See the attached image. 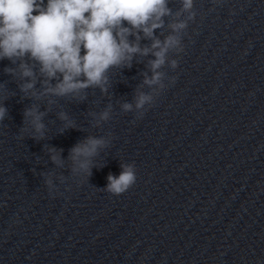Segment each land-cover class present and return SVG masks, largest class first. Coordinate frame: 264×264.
Masks as SVG:
<instances>
[{
    "label": "water",
    "instance_id": "95a60500",
    "mask_svg": "<svg viewBox=\"0 0 264 264\" xmlns=\"http://www.w3.org/2000/svg\"><path fill=\"white\" fill-rule=\"evenodd\" d=\"M212 7L196 0L191 39L172 56L178 67L165 69L176 82L142 119L118 102L132 101L151 57L110 74L113 115L102 127L87 112L109 100L90 89L84 103L53 107L46 140L20 139L31 101L4 74L10 62L0 61V83L15 95L0 123V264H264V0ZM60 110L81 131L61 133ZM87 135L113 139L94 161L105 166L77 186L43 145L63 148L66 159ZM120 163H134L137 179L114 196L102 188ZM42 171L69 177L56 181L60 195L49 196Z\"/></svg>",
    "mask_w": 264,
    "mask_h": 264
},
{
    "label": "clouds",
    "instance_id": "9594fccd",
    "mask_svg": "<svg viewBox=\"0 0 264 264\" xmlns=\"http://www.w3.org/2000/svg\"><path fill=\"white\" fill-rule=\"evenodd\" d=\"M172 2L0 0V61L8 60L11 65L5 66L3 72L16 83L22 99L31 101L22 113L20 139L46 140L44 121L53 107L60 100L84 103L90 89H99L109 100L101 111L87 112L92 127H102L113 115L110 74L113 70L131 69L134 60L141 63L138 57H151L132 101L118 102L123 113L131 112L136 119H142L164 89L175 84L176 77L169 76L165 69L178 67V60L172 56L185 52L184 40L191 39L188 29L198 15L196 0H176L179 7L175 10L170 7ZM225 2L210 0L213 7L209 11ZM165 27L167 34L160 32ZM9 91L7 85L0 83V123L8 117L5 101L15 96ZM55 116L62 123L61 133L68 129L81 131L68 112L60 110ZM112 139L111 135H87L68 150L66 159L63 148H43L55 168L63 169L67 163L70 177L82 186L89 183L93 168L105 166L98 167L94 161L110 147ZM120 169L119 175H107L103 191L119 196L136 183L134 163H120ZM39 175L52 197L61 194L56 181L64 184L69 178L55 171H42Z\"/></svg>",
    "mask_w": 264,
    "mask_h": 264
}]
</instances>
